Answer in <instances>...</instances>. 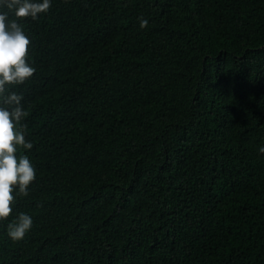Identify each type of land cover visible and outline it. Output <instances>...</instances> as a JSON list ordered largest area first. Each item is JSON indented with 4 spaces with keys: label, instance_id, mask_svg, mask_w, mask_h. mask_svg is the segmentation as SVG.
<instances>
[{
    "label": "trees",
    "instance_id": "trees-1",
    "mask_svg": "<svg viewBox=\"0 0 264 264\" xmlns=\"http://www.w3.org/2000/svg\"><path fill=\"white\" fill-rule=\"evenodd\" d=\"M9 19L30 39L35 72L8 87L36 175L0 220V264H264V0ZM19 212L33 225L14 241Z\"/></svg>",
    "mask_w": 264,
    "mask_h": 264
},
{
    "label": "clouds",
    "instance_id": "clouds-1",
    "mask_svg": "<svg viewBox=\"0 0 264 264\" xmlns=\"http://www.w3.org/2000/svg\"><path fill=\"white\" fill-rule=\"evenodd\" d=\"M52 0H0V220L13 211L14 190L27 196L28 186L35 179V169L27 155H16L17 146L31 149L24 126L19 122L25 116L21 105L22 95L9 85L24 83L35 72L26 59L30 39L15 19H9V11L15 17L38 19L46 13ZM7 9L8 11H5ZM140 21V26L146 25ZM264 152V145L258 149ZM33 225L32 216L19 212L7 224L6 232L16 241L24 237Z\"/></svg>",
    "mask_w": 264,
    "mask_h": 264
}]
</instances>
